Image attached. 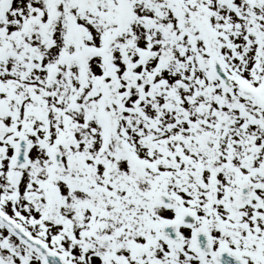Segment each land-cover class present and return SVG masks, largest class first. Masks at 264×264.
Segmentation results:
<instances>
[{"label":"snow or ice","instance_id":"snow-or-ice-1","mask_svg":"<svg viewBox=\"0 0 264 264\" xmlns=\"http://www.w3.org/2000/svg\"><path fill=\"white\" fill-rule=\"evenodd\" d=\"M0 264H264V0H0Z\"/></svg>","mask_w":264,"mask_h":264}]
</instances>
